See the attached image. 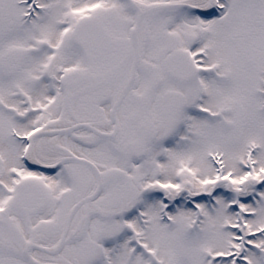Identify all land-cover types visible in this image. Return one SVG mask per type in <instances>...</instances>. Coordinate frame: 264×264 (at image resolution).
I'll use <instances>...</instances> for the list:
<instances>
[{
    "label": "flooded vegetation",
    "instance_id": "obj_1",
    "mask_svg": "<svg viewBox=\"0 0 264 264\" xmlns=\"http://www.w3.org/2000/svg\"><path fill=\"white\" fill-rule=\"evenodd\" d=\"M13 6H28L13 30L27 44L10 46L12 16L0 14L10 39L0 36V80L13 81L14 92L0 98L11 119L0 149V264H117L122 236L139 246L145 230L130 222L137 205L175 186L184 115L220 67L215 58L231 56L229 31L244 58L239 80L249 86L244 93L238 84V98L264 101V0Z\"/></svg>",
    "mask_w": 264,
    "mask_h": 264
},
{
    "label": "rangeland",
    "instance_id": "obj_2",
    "mask_svg": "<svg viewBox=\"0 0 264 264\" xmlns=\"http://www.w3.org/2000/svg\"><path fill=\"white\" fill-rule=\"evenodd\" d=\"M14 1L0 0V14L12 16L7 22L12 24L11 36L3 25L0 36L2 40L9 36L13 40L10 46L23 47L27 43H21L22 37L13 30H17L16 17L28 6L14 7ZM232 33L226 34L231 56L215 58L220 67L209 87L200 86L198 102L184 115L173 149L181 159L179 163L173 161L170 170L173 173L179 164L175 186L166 200L161 196L146 198L137 205L141 212H136L130 222L145 230L138 238L139 246L128 233L122 236L117 264H264V182L261 192L254 189L253 182L258 169L264 168V101L238 98V84L244 93L249 86L239 80L238 68L244 58L241 48L229 39ZM12 82L0 80V98L14 93ZM10 120L0 110V149L8 133L4 125ZM224 177H230L228 190L221 181ZM239 186L247 192H237ZM180 192V201L170 204V195ZM171 222L176 224L173 229ZM119 227L123 228L121 224ZM144 249L153 257L146 256Z\"/></svg>",
    "mask_w": 264,
    "mask_h": 264
},
{
    "label": "bare ground",
    "instance_id": "obj_3",
    "mask_svg": "<svg viewBox=\"0 0 264 264\" xmlns=\"http://www.w3.org/2000/svg\"><path fill=\"white\" fill-rule=\"evenodd\" d=\"M211 9H212V5H211V3L208 1L207 3H205L204 5H203V7L201 8V10L202 11H204V12H209V11H211ZM195 17H197L198 19H200L204 24H209L210 22H211V18L210 17H206V16H195Z\"/></svg>",
    "mask_w": 264,
    "mask_h": 264
},
{
    "label": "water",
    "instance_id": "obj_4",
    "mask_svg": "<svg viewBox=\"0 0 264 264\" xmlns=\"http://www.w3.org/2000/svg\"><path fill=\"white\" fill-rule=\"evenodd\" d=\"M159 110H161V112H167V107H166V104H165V102H163V104H159ZM241 110H243L242 108H241Z\"/></svg>",
    "mask_w": 264,
    "mask_h": 264
}]
</instances>
